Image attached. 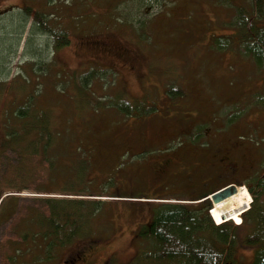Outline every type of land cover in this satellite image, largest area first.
Masks as SVG:
<instances>
[{
	"label": "rangeland",
	"instance_id": "1",
	"mask_svg": "<svg viewBox=\"0 0 264 264\" xmlns=\"http://www.w3.org/2000/svg\"><path fill=\"white\" fill-rule=\"evenodd\" d=\"M254 2L0 0V152L3 121L12 102H20L38 86V100L55 117L51 129L66 132L72 149L68 152L77 164L79 154L86 156L87 175L93 177L88 189V178L80 182L82 173L69 163L74 159L60 156L67 161L60 169L64 189L87 188L80 192L83 196L55 193V182L46 172L35 183L31 178L29 189L8 193L18 195L21 206H31L30 199L37 206L43 204L37 200L46 198L99 199L103 205L92 219L90 234L73 245L75 249L85 243L94 257L92 264H153L147 258L150 254L141 253L145 242L140 231L157 205L140 199L166 194L162 192L166 179L161 181L152 172L155 164L161 163L166 178L197 156L216 160L225 152L230 160L243 163L246 172L263 177L264 69L242 52V31L232 24L239 12L253 10ZM25 4L41 10L53 27L65 30L69 44L54 50L49 34L38 33L31 17L23 25L20 8ZM215 37L229 38L232 44L217 49ZM177 87L182 94L170 90ZM118 100H130V115L116 106ZM4 148L0 160L9 166L2 170L12 177L19 157L8 145ZM74 168L77 173L71 181L66 177ZM107 176L118 182L123 194L137 198L108 196L118 190L115 184L102 192ZM235 185L242 186L223 192L219 196L223 200L213 202L210 214L236 225L237 246L229 263L251 264L255 246L245 241L249 227L233 221H243L244 214L239 213L255 197L244 184ZM240 188L249 191L251 203L246 204L248 198L242 194L245 204L237 211L232 196ZM256 197L260 201L264 194ZM8 231L9 226H1L0 239L8 238ZM66 250L60 249L49 264H60Z\"/></svg>",
	"mask_w": 264,
	"mask_h": 264
},
{
	"label": "trees",
	"instance_id": "2",
	"mask_svg": "<svg viewBox=\"0 0 264 264\" xmlns=\"http://www.w3.org/2000/svg\"><path fill=\"white\" fill-rule=\"evenodd\" d=\"M254 5V9L251 11L239 12L232 24L242 31L243 38L240 40L242 52L253 59L259 68L264 69V0H255ZM20 10L25 16L24 23L23 21L21 23L25 25L28 18L31 17V25L38 33L49 34L52 49L56 50L69 44L70 39L67 32L48 23L41 10L32 9L30 4L23 5ZM213 44L215 48L222 49L232 44V42L229 38L215 37ZM43 72L44 69L40 68V75ZM37 87L34 92L25 93L20 102H12L14 106L8 111L7 118L3 121V135L5 138L2 141L0 157L5 153L4 147L8 145L19 157V162L14 166L17 171L16 175L10 177L8 176L9 173L2 170V168H7L9 164L0 160V198L8 191L18 193L24 189H29L28 183H30L31 178L35 183L39 174L43 172H46L50 177V181L55 182V193L83 196L80 192H87V188H81L78 191L64 189L65 182L60 169L61 165L67 161L61 159L60 156H67L71 159H74V156L68 152L72 149L70 143L66 142V132L51 129V125L55 123V117L52 111L47 110L43 106V102L38 100L39 94L35 92ZM170 90H177L179 94H182L180 87ZM262 102L264 106V97ZM129 103L130 100H118L116 106L128 116L131 114ZM79 146L76 143L75 148H79ZM79 156L81 160L79 164L75 159L69 163L75 165V167L77 165L82 173H78L80 174V182L84 181L86 177L88 178L89 184L85 185L90 189L89 186L93 178L88 176L90 160L83 154H79ZM162 167L161 163H158L152 169L153 174L161 181L166 179ZM73 172L77 173L75 168L70 170L66 178L72 181ZM58 177L60 180H58ZM107 178L100 186L102 192H105L104 189L107 185L115 184L118 190L109 193L108 196L137 198L133 194H123L124 192L119 190L118 182L111 176H107ZM251 182L250 187L255 200L253 199L252 205L243 215V222L249 227L245 241L247 245L255 246L251 264H264V199L257 201L256 197L264 194V176H255L251 179ZM170 187L168 186L167 189ZM242 189L240 188L232 196L233 210L239 207L240 211L243 204H248L250 200L247 192ZM242 194L248 198L245 203L240 199ZM165 196H151L148 198H163ZM94 199L46 198L37 200V202L43 203L41 206L35 205L34 200L30 199L31 206H21L23 201L17 195L3 196L0 203V227L9 226V234L8 238L0 239V263L49 264L55 258L56 253L65 248L67 254L63 252L62 257H65H61V264L63 261L69 260L74 254L79 256L87 251L88 248L85 243L80 249L78 246L75 249L73 245L80 243L84 236L90 234L93 226L92 219L96 218L103 205L99 199ZM199 207H196V209L190 207L191 210H187L181 206L157 205V209L153 210V228L155 231L151 233L145 224L141 226L140 231V235L145 242V248L142 251L146 252L149 248V240L154 245L152 248L154 251L149 253L151 256H146L151 260V263L230 264L229 259L232 251H235L237 246L233 236L236 226L228 223L213 224L207 213L208 206L205 205L204 207V204H202ZM43 208L44 210H42ZM43 211H47V213H43ZM212 215L218 222L223 220L213 213ZM88 243L91 244V242Z\"/></svg>",
	"mask_w": 264,
	"mask_h": 264
},
{
	"label": "flooded vegetation",
	"instance_id": "3",
	"mask_svg": "<svg viewBox=\"0 0 264 264\" xmlns=\"http://www.w3.org/2000/svg\"><path fill=\"white\" fill-rule=\"evenodd\" d=\"M225 154L224 152V156L218 157L216 160H213L210 156L205 154L203 156H197L190 164L186 165L178 172L169 174L166 180H164L165 183L162 187V192L168 191L164 194L166 195L165 197L178 199L180 201L185 199L194 200L200 199L222 187L232 185L233 183L245 182L248 185L252 184L250 175L244 172L245 165L230 160ZM170 183L174 185H170ZM168 186L171 187L167 189ZM202 204H204L205 207V205L208 204V200H199L198 202L191 203L177 202V204L169 203L164 205L181 206L183 209L186 208L187 210H191L190 206L196 209V207L200 208L199 206ZM153 222L154 217L152 215L145 224L146 228L149 229L151 233L155 231ZM148 246L149 248L146 252L152 253V251H154L152 249L154 245H152L151 240L148 241ZM87 252L88 253L84 251L79 256L74 254L69 260H65L61 264H92L94 257L90 254L91 251Z\"/></svg>",
	"mask_w": 264,
	"mask_h": 264
},
{
	"label": "bare ground",
	"instance_id": "4",
	"mask_svg": "<svg viewBox=\"0 0 264 264\" xmlns=\"http://www.w3.org/2000/svg\"><path fill=\"white\" fill-rule=\"evenodd\" d=\"M244 188H245V187H244ZM245 191H246V188H245ZM247 194H249L248 191H247ZM232 195H233V193H232L230 196H232ZM227 197H229V196H227ZM249 198H250V197H249ZM222 200H223V199H221V201H222ZM249 201H250V200H249ZM218 202H220V201L218 200ZM216 203H217V202H216ZM248 203H249V202H248ZM247 206H248V205H247ZM247 206H246V207H247ZM246 207H245V208H246ZM241 212H242V211H241ZM239 214H241V213H239ZM211 216H212V215H211ZM239 216H240V215H239ZM212 218L215 219L213 216H212ZM226 218H228V217H226ZM223 219H224V220H227V219H225V218H223ZM224 220H223V221H224ZM223 221H222V222H223ZM216 222H218V221H216Z\"/></svg>",
	"mask_w": 264,
	"mask_h": 264
}]
</instances>
